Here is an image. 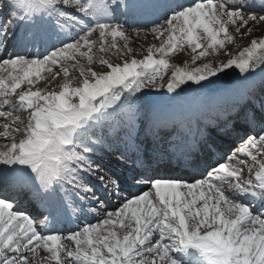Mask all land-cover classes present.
<instances>
[{
  "label": "snow or ice",
  "instance_id": "obj_1",
  "mask_svg": "<svg viewBox=\"0 0 264 264\" xmlns=\"http://www.w3.org/2000/svg\"><path fill=\"white\" fill-rule=\"evenodd\" d=\"M261 26L264 0H4L0 264H264Z\"/></svg>",
  "mask_w": 264,
  "mask_h": 264
},
{
  "label": "bare ground",
  "instance_id": "obj_2",
  "mask_svg": "<svg viewBox=\"0 0 264 264\" xmlns=\"http://www.w3.org/2000/svg\"><path fill=\"white\" fill-rule=\"evenodd\" d=\"M155 36L153 35V34H151V33H148V34H143V33H141L140 35H134L133 37H132V43H131V47L133 48V53L135 54V55H138L139 57L137 58V59H142L145 55H147V49L151 46V45H156L157 47L159 46V44L161 43V41L159 40V39H157L156 38V40H157V42H155V41H153V40H155ZM159 40V41H158ZM143 41H144V43H143ZM137 43H138V46H137ZM148 44H150V46L148 47V48H146V49H141V46H143V45H145V46H147ZM247 45V44H246ZM179 53L181 54V56H183L184 55V57H186V58H188V57H191L192 56V53H191V49L189 48V47H187V46H185L184 48H182V49H179ZM185 51V52H184ZM179 53L178 54H176V53H174V54H172V56L174 57V58H176L175 57V55L177 56V58H176V60L178 59V56H180L179 55ZM183 54V55H182ZM171 56V57H172ZM181 56L179 57V59L181 60L182 58H181ZM217 56V54H213V56H211L212 58H215ZM173 58V59H174ZM218 58H220V57H218ZM171 63V62H170ZM43 84V83H42ZM3 148V143L2 142H0V149H2ZM42 255H43V253H42Z\"/></svg>",
  "mask_w": 264,
  "mask_h": 264
},
{
  "label": "rangeland",
  "instance_id": "obj_3",
  "mask_svg": "<svg viewBox=\"0 0 264 264\" xmlns=\"http://www.w3.org/2000/svg\"><path fill=\"white\" fill-rule=\"evenodd\" d=\"M261 32H264V26H261L260 28H257V29H255V34L256 35H260L261 34ZM153 41H155V42H157V40H156V38H155V40H153ZM159 41V40H158ZM143 43H144V41H143ZM248 42H247V40H241V41H238V44H239V47H237L236 45H232L231 46V48H232V51L235 53V52H238L242 47H244V46H247L246 44H247ZM131 46V45H130ZM137 46H138V43H137ZM150 46V44H148L147 46H145V45H143V46H141V49H146V48H148ZM152 46V45H151ZM133 47V46H132ZM180 51H179V49L176 51V54H178ZM185 52V51H184ZM134 54V53H133ZM135 55V54H134ZM179 55L181 56V54L179 53ZM183 55V54H182ZM137 58L139 57L138 55H135ZM180 56H178V59L176 60V58H177V56L175 55V57L176 58H174L173 56L171 57V59H170V62L171 63H176V64H178L180 67H184L185 66V64H188L189 66H192V63H191V57H188V58H186V57H184V55L183 56H181V60L179 59V57ZM213 56V55H212ZM218 57H220V58H218ZM174 58V59H173ZM225 57H223L222 55H218L217 54V56L215 57V58H212L211 56L209 57V59L210 60H216V61H218V60H220V59H224ZM197 63H199V62H197ZM75 75V74H74ZM233 76H235V73H233ZM165 79H167V77H165ZM41 83H43V81H41ZM154 94H161V95H165L164 94V92L163 91H160L159 93H155V92H153Z\"/></svg>",
  "mask_w": 264,
  "mask_h": 264
}]
</instances>
